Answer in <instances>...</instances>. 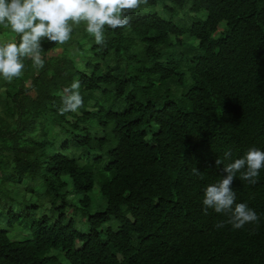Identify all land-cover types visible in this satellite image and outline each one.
Instances as JSON below:
<instances>
[{
	"label": "trees",
	"instance_id": "obj_1",
	"mask_svg": "<svg viewBox=\"0 0 264 264\" xmlns=\"http://www.w3.org/2000/svg\"><path fill=\"white\" fill-rule=\"evenodd\" d=\"M129 15L102 45L81 22L75 50L45 42L43 69L0 76V264H264V168L231 185L258 222L202 203L224 165L264 150V0ZM76 80L83 107L61 115Z\"/></svg>",
	"mask_w": 264,
	"mask_h": 264
},
{
	"label": "clouds",
	"instance_id": "obj_2",
	"mask_svg": "<svg viewBox=\"0 0 264 264\" xmlns=\"http://www.w3.org/2000/svg\"><path fill=\"white\" fill-rule=\"evenodd\" d=\"M147 4L148 0H0V26L17 34L16 39L0 44V76L9 83L13 78H19L25 69V60H31L33 67L43 69L44 43L65 44L74 27L81 22H85L84 30L94 37L95 43L102 45L106 43L105 26L112 30L129 26V13ZM80 87L76 80L63 89L61 115L75 113L83 107ZM224 156L229 159L231 152H225ZM215 163L217 166L222 164L219 159ZM262 168L264 150L256 147H250L241 158L224 165L223 171L227 175L204 189L205 212L211 208L216 213L230 214L228 223L237 230L258 222L260 217L253 209L246 203L236 202L231 185L237 173L242 180L257 183ZM193 171L199 174L197 169Z\"/></svg>",
	"mask_w": 264,
	"mask_h": 264
},
{
	"label": "rangeland",
	"instance_id": "obj_3",
	"mask_svg": "<svg viewBox=\"0 0 264 264\" xmlns=\"http://www.w3.org/2000/svg\"><path fill=\"white\" fill-rule=\"evenodd\" d=\"M198 16H200V17H204V13H201V14H199ZM70 24L72 23L71 21L69 22ZM77 26H75L74 28H76ZM221 30V29H220ZM79 34L77 33V31L75 32L74 30H73V32H72V34H71V38H70V40L68 41V42H66L65 44H63L64 46H68V45H72V47H71V50L73 51V50H75L76 48H75V46H74V38L76 37V36H78ZM17 38V34H15V33H12L11 32V30H5V29H3V30H1L0 31V44H2V43H5V42H8V41H11V40H14V39H16ZM63 45H60L59 47H58V49H57V51H61V49L63 48ZM75 60V63H76V65L78 66V68L79 69H83V64H82V62L80 61V59L79 58H75L74 59ZM67 119L68 120H73L71 117H67ZM59 129V127L58 126H56V130H58ZM13 166V165H12ZM34 191L35 192H39V193H41V192H43L44 191V186H42V185H40V186H37L35 189H34ZM70 197H72V194H70ZM14 208L16 209V212H18L19 211V209H18V207H17V204H14ZM79 218V215H76L75 216V219H78Z\"/></svg>",
	"mask_w": 264,
	"mask_h": 264
}]
</instances>
